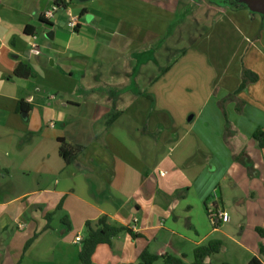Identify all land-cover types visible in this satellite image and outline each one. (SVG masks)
I'll return each instance as SVG.
<instances>
[{"label":"crops","instance_id":"obj_1","mask_svg":"<svg viewBox=\"0 0 264 264\" xmlns=\"http://www.w3.org/2000/svg\"><path fill=\"white\" fill-rule=\"evenodd\" d=\"M62 1L0 0V264H81L75 238L102 216L140 236L98 245L92 264L178 256L175 241L207 244L251 214L264 229V15L231 0ZM60 140L80 147L69 162ZM214 207L229 214L217 228ZM258 234L240 244L252 257Z\"/></svg>","mask_w":264,"mask_h":264},{"label":"trees","instance_id":"obj_2","mask_svg":"<svg viewBox=\"0 0 264 264\" xmlns=\"http://www.w3.org/2000/svg\"><path fill=\"white\" fill-rule=\"evenodd\" d=\"M57 5L63 4L62 0H56ZM247 8V6H244ZM248 9V8H247ZM252 13V12H251ZM28 31V28H27ZM17 76H22L25 78H29L33 76L32 69L25 63H20L15 71ZM258 76L249 71H243V84L246 82H251L257 80ZM18 109L20 111H26L28 109L27 105L20 102L18 105ZM253 138H255L259 144V146H264V132L260 129L256 130L253 134ZM61 145L59 147V153L65 158L67 162L73 159L76 154L79 152L78 146H73L67 143L64 140H60ZM218 207V206H217ZM214 207V209H217ZM207 215L209 220L210 213L207 208ZM221 221L217 220L215 223H211L213 227L217 228L221 225ZM67 228H69L70 224L68 221H65ZM256 231L263 235V228H256ZM128 233L133 238H137V233L133 232L130 228L122 225H116L109 221L106 216L100 217L96 222H87L86 223V234L81 241V250L79 252V259L81 264H92L93 254L100 244H107L109 246L112 245L113 239L117 238L122 233ZM223 243L220 239H212L207 244L199 245L194 249V262L193 264H205L206 260L212 255L219 253ZM160 261V264H186L184 261V256L178 257L172 254H151L148 250H144L140 255V260L138 264H154ZM249 264H264V245L261 244L259 247V256L251 257Z\"/></svg>","mask_w":264,"mask_h":264},{"label":"rangeland","instance_id":"obj_3","mask_svg":"<svg viewBox=\"0 0 264 264\" xmlns=\"http://www.w3.org/2000/svg\"><path fill=\"white\" fill-rule=\"evenodd\" d=\"M204 22L205 21H202L201 23L197 24L192 29V33L193 34L199 33L203 29ZM193 38L194 37L192 36L191 39ZM191 39L189 37H186L185 39L184 38L180 39V43L177 46L175 45V50L173 51V53H170L166 57H161L160 60L167 61L173 58L174 56H178L180 51L185 50L190 45ZM160 56L163 55L161 54ZM169 62L170 61H168V63ZM158 72L160 71L156 69V73ZM255 219L256 217H254L253 214H251L250 220L246 219V221H242V223H244L243 225L244 227H242V229L240 228L237 222L234 223L233 221L230 222L224 228H222V230L230 237L223 234H216L217 238L223 242V246L220 252L209 257L206 260L205 264H249V260L251 259L252 255L245 252L241 248L240 244H243L244 246H250L251 243L257 242L259 234L253 230V224L256 222ZM134 228L135 227L131 228V230H133ZM198 230L201 234H203V232L200 230V226ZM214 237L215 235L213 236V239ZM210 240H212V238ZM178 245L182 246V248L184 249L183 253H180L178 257L184 256V261L186 264H193L194 249L197 246L193 247L195 245L193 242L185 241L184 243L181 244L179 241H175V247ZM99 249L106 250V248H104L103 246H101V248ZM98 253L99 252H97V255ZM171 253L173 252H168V254ZM154 264H160V261Z\"/></svg>","mask_w":264,"mask_h":264},{"label":"built area","instance_id":"obj_4","mask_svg":"<svg viewBox=\"0 0 264 264\" xmlns=\"http://www.w3.org/2000/svg\"><path fill=\"white\" fill-rule=\"evenodd\" d=\"M53 16H54L53 10H47L43 13V17H45L47 19H51V18H53ZM69 25H70V27L75 28L77 26L76 19L72 18L71 21L69 22ZM209 213H210V219H211L210 221L212 224L215 223V221H217V220H220L223 223L229 221V214L225 211L220 210L219 208H217V209L212 208L209 210ZM20 226H22V225H20ZM82 239L83 238L81 236H77L75 238V241L77 243H80L82 241Z\"/></svg>","mask_w":264,"mask_h":264},{"label":"water","instance_id":"obj_5","mask_svg":"<svg viewBox=\"0 0 264 264\" xmlns=\"http://www.w3.org/2000/svg\"><path fill=\"white\" fill-rule=\"evenodd\" d=\"M240 6H247L250 12L264 15V0H231Z\"/></svg>","mask_w":264,"mask_h":264}]
</instances>
